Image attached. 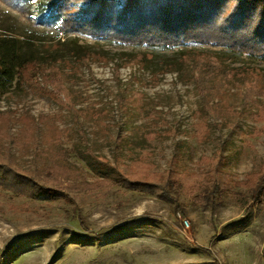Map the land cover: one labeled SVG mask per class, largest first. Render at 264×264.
Segmentation results:
<instances>
[{
    "label": "rangeland",
    "instance_id": "1",
    "mask_svg": "<svg viewBox=\"0 0 264 264\" xmlns=\"http://www.w3.org/2000/svg\"><path fill=\"white\" fill-rule=\"evenodd\" d=\"M58 1L0 0V34L53 63L65 89L44 93L54 81L41 69L0 90V164L58 196L0 171V264H264V119L247 115L257 109L239 77L210 102L229 114L201 115L186 56L262 71L264 58L62 32ZM92 155L131 178L161 183L171 171L182 184L170 200L133 190L105 180ZM216 178L228 185L213 196Z\"/></svg>",
    "mask_w": 264,
    "mask_h": 264
},
{
    "label": "trees",
    "instance_id": "2",
    "mask_svg": "<svg viewBox=\"0 0 264 264\" xmlns=\"http://www.w3.org/2000/svg\"><path fill=\"white\" fill-rule=\"evenodd\" d=\"M59 1L60 5L57 9L59 12H66V16L58 24L62 32L75 30L124 44L159 47H176L197 42L227 46L236 53L264 58V0ZM186 62L189 63L191 77L201 96V115L213 112H219L216 113L218 116L221 112L228 115L229 105L210 104V102L218 96L223 99L234 78L239 77L241 87L245 88L242 93L257 109L250 111L247 115L264 119V71L262 69L233 68L217 55L201 52L186 56ZM44 63L46 62H41L34 52L25 54L19 38L0 34V90L17 77L28 81L32 78V73L41 69L44 72L45 69L48 72L42 73L43 76L45 75L44 79H53L54 83L52 88L42 86V90L52 97H58L59 93L65 92L64 85L59 79L61 76L58 75L53 63L42 65ZM98 110L100 116L105 113L104 109ZM206 130H208L207 127L198 124V137L200 138L202 131L205 137ZM92 158L103 163L100 171L104 174L105 180L113 178L117 184L142 192L158 190L161 197L167 200L171 199L170 192L182 184L179 179L168 178L172 174L171 171L166 172L167 176L163 182L154 183L136 178L133 174L134 178H131L129 176L131 173L113 171L99 156L94 155ZM0 165L3 167L0 171L3 170L11 178L16 176L13 178L23 179L22 184L27 185L34 194L58 197L55 189L36 184L33 174L16 170L12 162ZM213 185L211 193L215 196L228 183L216 178Z\"/></svg>",
    "mask_w": 264,
    "mask_h": 264
}]
</instances>
